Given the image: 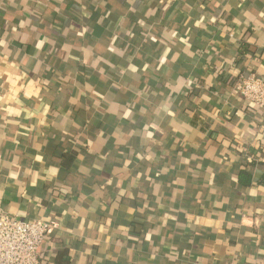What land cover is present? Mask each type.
I'll return each mask as SVG.
<instances>
[{
  "label": "crops",
  "instance_id": "0c3cea01",
  "mask_svg": "<svg viewBox=\"0 0 264 264\" xmlns=\"http://www.w3.org/2000/svg\"><path fill=\"white\" fill-rule=\"evenodd\" d=\"M247 73L264 0H0V204L54 224L40 264H264Z\"/></svg>",
  "mask_w": 264,
  "mask_h": 264
},
{
  "label": "built area",
  "instance_id": "2783aa9c",
  "mask_svg": "<svg viewBox=\"0 0 264 264\" xmlns=\"http://www.w3.org/2000/svg\"><path fill=\"white\" fill-rule=\"evenodd\" d=\"M234 92L264 110V80L256 73L240 74ZM53 228L51 222L11 217L0 204V264H40L41 245Z\"/></svg>",
  "mask_w": 264,
  "mask_h": 264
},
{
  "label": "trees",
  "instance_id": "16d2710c",
  "mask_svg": "<svg viewBox=\"0 0 264 264\" xmlns=\"http://www.w3.org/2000/svg\"><path fill=\"white\" fill-rule=\"evenodd\" d=\"M251 182H252V173L251 171H242L238 174L237 176V183L240 187H247V186H250L251 185ZM257 183L264 187V170L262 171V173L260 174V177L258 178L257 180ZM65 255L64 252H61L57 255V257L55 258V263L59 264L60 262V259L62 261L63 264H66L67 261L66 260H63V256ZM178 253L173 251L171 253V257L174 258V257H178ZM61 263V264H62Z\"/></svg>",
  "mask_w": 264,
  "mask_h": 264
}]
</instances>
